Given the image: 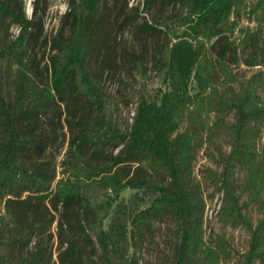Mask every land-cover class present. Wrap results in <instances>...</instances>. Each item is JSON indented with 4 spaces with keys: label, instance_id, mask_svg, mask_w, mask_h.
Listing matches in <instances>:
<instances>
[{
    "label": "trees",
    "instance_id": "obj_1",
    "mask_svg": "<svg viewBox=\"0 0 264 264\" xmlns=\"http://www.w3.org/2000/svg\"><path fill=\"white\" fill-rule=\"evenodd\" d=\"M101 1L69 0L60 26L47 38L46 0H33L30 17L21 0H0V25L7 18L18 25L16 36L0 47V65L4 61L15 64L19 80L12 104L0 93V199L19 230L15 239L27 244L45 232L55 220L50 210L59 211L60 227L64 220L71 228L67 215L75 211L80 219L75 235L59 239V263L99 264L93 257L96 251L91 233L107 251L110 234L101 227L102 219L118 194L129 187L149 194L148 204L130 215L134 251L154 231L153 223L168 215L175 221L179 236L175 264H193L197 258L218 262L227 242L221 235L210 241L204 238L203 191L194 179L193 162L205 140L209 114L217 113L221 121L233 111L223 166L207 173L213 189L221 193L219 222L239 224L248 231L247 248L238 264H264V208L252 223L244 215L237 193L241 179L242 190L264 207V46L256 43L249 26L238 27L244 13L258 28L264 26V0L250 5L246 0H167L174 11L150 22L144 20L142 30L163 36L152 65L161 73L165 87L157 99H139L125 132L115 128L102 112L100 82L88 68L100 30L93 15ZM153 1L144 0L142 9ZM138 8L132 7L139 13ZM235 30L239 40L254 41L255 54L247 64L260 65L261 69L246 78L239 91L223 90L216 82L221 75L232 76L229 62L235 63L237 58L227 54L236 50ZM42 44L51 51L44 69L38 55ZM63 92L71 95L75 109L82 110L77 114L74 143L90 144L95 161L101 158L104 166L93 173L91 163H87L90 167L80 165L81 175L60 177L52 185L55 175L48 173L42 158L55 126L50 119L46 130L42 114ZM66 120L70 124L69 117ZM106 146L119 150L104 153ZM133 163L137 165L132 167ZM142 164L161 179L142 171ZM96 186L111 192L105 200H97ZM39 202L48 203V217L39 211ZM45 256L39 237L29 263L45 264Z\"/></svg>",
    "mask_w": 264,
    "mask_h": 264
},
{
    "label": "rangeland",
    "instance_id": "obj_2",
    "mask_svg": "<svg viewBox=\"0 0 264 264\" xmlns=\"http://www.w3.org/2000/svg\"><path fill=\"white\" fill-rule=\"evenodd\" d=\"M144 0H102L98 5L93 19H96L100 27L94 40V50L88 61V68L100 82L99 101L105 117L111 120L115 128L121 132L129 130L136 105L141 98L157 99L160 89L165 87L161 73L154 68L153 54L163 41L162 34H152L140 28L144 21H152L158 15H167L174 11V7L167 0H154L147 9H142ZM255 0H246L250 5ZM27 17L32 14L33 0H21ZM47 7L44 14V32L50 38L61 24L63 14L68 10L69 0H46ZM138 5V11L132 9ZM249 26L256 43L264 46V26L258 28L256 23L243 14L238 20V27ZM18 25L11 18H7L0 25V47L6 40L16 36ZM67 33V31H66ZM233 38L237 46L236 50L227 54L230 58L236 57L235 63L229 62L231 77L221 75L217 79L218 87L223 90H240L241 83L246 78L261 69L260 65H249L247 60L255 54L254 41L239 40L235 30ZM48 45L39 47L40 66L47 62L50 53ZM44 77L46 72H44ZM16 65L4 61L0 65V93L4 99L12 104L16 96L18 86ZM39 85L41 83L39 82ZM193 86V80L190 83ZM259 91L260 87L258 88ZM81 109H75V104L68 92H63L61 99L56 97L49 103L45 114H42V125L47 128V123L53 119L54 130L51 131L49 146L42 158L47 166L48 173L55 175L54 181L60 177L74 179L81 175V166L91 163L95 167L93 173L100 170L103 160L95 161L93 147L88 143H74V136L78 132L77 114ZM73 115H76L75 117ZM69 117L70 124L66 120ZM234 121V112H228L220 121L217 113H210L207 117L208 130L205 140L197 149L193 162L194 179L201 185L204 199L202 214V231L206 241L213 240L215 235H221L227 242L226 252L220 260L214 264H238L240 256L245 252L248 241V231L245 227L237 225H223L217 219V211L221 201V193L214 190L207 170L220 171L223 166V155L229 150V126ZM262 141V140H261ZM119 147L106 146L102 148L104 153L116 154ZM137 165L133 163L132 167ZM142 171L153 178L161 179V176L142 164ZM242 178V177H241ZM108 192L101 186H96L94 195L97 200H105ZM237 193L244 215L252 223H256L262 214L260 203L249 198L242 190V180L238 179ZM26 194L23 193V196ZM149 202V194L137 188H124L113 202L107 214L103 217L101 227L109 230L110 238L108 249L105 251L96 236L91 233L95 244L94 259L99 264H175L176 248L179 241L175 221L164 215L153 223L154 231L147 234L139 249L134 251L130 238V215L134 211L143 208ZM45 205L39 202V211L47 212ZM55 220L48 226L45 232L32 237L27 244L17 242L15 239L19 230L13 223L11 216L5 211L4 199H0V264H30L35 242L41 238L46 249L45 264H60L58 260L59 239L75 235L76 224L80 219L79 213L71 211L67 217L71 222V228L62 220V226L57 223L61 217L59 211H52ZM50 212V213H51ZM6 241V242H5ZM5 243H8L5 245ZM193 264H213L197 258ZM254 264H258L255 262Z\"/></svg>",
    "mask_w": 264,
    "mask_h": 264
}]
</instances>
